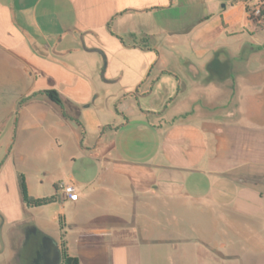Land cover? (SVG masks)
<instances>
[{"label":"crops","instance_id":"1","mask_svg":"<svg viewBox=\"0 0 264 264\" xmlns=\"http://www.w3.org/2000/svg\"><path fill=\"white\" fill-rule=\"evenodd\" d=\"M246 3L0 0L2 251L24 224L51 238L57 217L78 264H226L231 235L251 243L264 229V25ZM22 144L59 167L44 192L17 168ZM22 179L52 201L27 207Z\"/></svg>","mask_w":264,"mask_h":264},{"label":"rangeland","instance_id":"2","mask_svg":"<svg viewBox=\"0 0 264 264\" xmlns=\"http://www.w3.org/2000/svg\"><path fill=\"white\" fill-rule=\"evenodd\" d=\"M46 145H50V143L42 142L41 147L44 152H48L46 149ZM37 151V152H36ZM23 154L25 156L24 161L20 160L17 154ZM8 155V150H5L3 144H0V168L3 164L4 159ZM19 155V154H18ZM37 155V156H36ZM40 152L33 147H30L28 144H22L19 149L17 148L16 153V161L18 170L22 171L26 175L24 178L31 185L36 187L37 190L44 192L48 189V184L46 183L48 176L43 177V174L46 170L50 172H55L58 170V165L54 162V160H48V164L44 163L39 157ZM33 156V158H32ZM79 164V163H78ZM45 170V171H44ZM43 177V178H42ZM42 178V179H41ZM41 179V181H39ZM40 182H43V185L40 187ZM26 212H34V209L25 208ZM58 213L56 210L52 211V215H56ZM26 213V216L30 215ZM31 225V224H29ZM28 224H24L18 229L21 234H23V239L26 240L28 238L27 230ZM32 228L35 229V226L31 225ZM59 219L57 217L56 220H50L46 224V234L53 238L55 242H61L64 232L61 231ZM264 227V226H263ZM42 231V230H41ZM67 232V231H66ZM22 239V238H21ZM252 243L255 244V249H253ZM229 245L231 246L227 253L223 254L222 257L225 260H228L226 264H264V229L255 231V238L251 241V243L246 239L242 240L236 237L235 235H231L229 238ZM3 247L0 246V251H2ZM15 251L11 252L9 250L2 251L0 257V264H16L15 263ZM64 255V263L63 264H74L73 257H69L67 254ZM54 262V261H53ZM54 264V263H53Z\"/></svg>","mask_w":264,"mask_h":264},{"label":"flooded vegetation","instance_id":"3","mask_svg":"<svg viewBox=\"0 0 264 264\" xmlns=\"http://www.w3.org/2000/svg\"><path fill=\"white\" fill-rule=\"evenodd\" d=\"M32 225V224H31ZM28 224L26 240L21 234L14 244L16 264H53L54 252L48 237ZM22 238V239H21ZM64 263V255L60 249V263Z\"/></svg>","mask_w":264,"mask_h":264},{"label":"built area","instance_id":"4","mask_svg":"<svg viewBox=\"0 0 264 264\" xmlns=\"http://www.w3.org/2000/svg\"><path fill=\"white\" fill-rule=\"evenodd\" d=\"M246 11L251 21L264 25V0H247ZM59 190L62 192L63 201L77 202L78 193L74 185L61 183Z\"/></svg>","mask_w":264,"mask_h":264},{"label":"trees","instance_id":"5","mask_svg":"<svg viewBox=\"0 0 264 264\" xmlns=\"http://www.w3.org/2000/svg\"><path fill=\"white\" fill-rule=\"evenodd\" d=\"M21 191L23 202L27 207H39L50 203L52 200H33L27 194V189L24 180L21 182ZM74 264H78L77 260L73 259ZM68 264V262H67Z\"/></svg>","mask_w":264,"mask_h":264},{"label":"water","instance_id":"6","mask_svg":"<svg viewBox=\"0 0 264 264\" xmlns=\"http://www.w3.org/2000/svg\"><path fill=\"white\" fill-rule=\"evenodd\" d=\"M36 230V228H35ZM49 242L52 244L53 247V252H54V264H59L60 263V250L57 242H55L53 239L48 237Z\"/></svg>","mask_w":264,"mask_h":264}]
</instances>
